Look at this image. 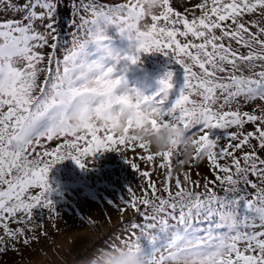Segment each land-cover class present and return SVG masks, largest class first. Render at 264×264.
Returning <instances> with one entry per match:
<instances>
[{"label": "snow or ice", "instance_id": "obj_1", "mask_svg": "<svg viewBox=\"0 0 264 264\" xmlns=\"http://www.w3.org/2000/svg\"><path fill=\"white\" fill-rule=\"evenodd\" d=\"M82 7L87 17L81 15L74 25L70 46L61 43L56 27L59 0H29L23 8L9 3L26 14L19 21L0 22V252L9 241L27 246L36 239L10 222H33L28 232L34 233L35 227L43 228L35 210L47 212L53 222L59 215L49 184L57 164L71 160L84 170L85 159L98 153L139 149L143 155L124 161L147 187L139 196L129 188L118 210L133 209L143 223H133L132 235L119 247L134 249L145 264H264V158L259 156L264 150V0H201L191 13L176 10L172 0ZM109 29L127 44L115 60L97 51L112 47ZM44 48L50 49L47 57L38 51ZM153 53L183 70V84L170 103L171 71L152 95L127 86V66ZM45 60L47 67H42ZM85 61L102 65L101 71L81 73ZM41 73L45 78L38 85ZM257 100L262 102L258 114L241 110ZM77 105L83 106L85 118L72 127L68 117ZM125 112L128 118L122 121ZM247 124L254 130L245 133ZM146 126L154 132L182 129L195 145L189 167L206 159L214 180L206 179L201 192L190 173H183V183L174 177L173 168L183 167L178 149L153 153L131 135ZM211 130H220L227 143L210 139ZM52 141L56 146L48 147ZM245 147L250 150L244 152ZM135 159L149 170H141ZM156 168L167 170L161 188L151 179ZM216 184L223 195L215 191ZM249 187L255 190L251 199L245 194ZM226 212L239 217L231 231L219 222ZM201 219L209 222L207 229L195 226Z\"/></svg>", "mask_w": 264, "mask_h": 264}, {"label": "rangeland", "instance_id": "obj_2", "mask_svg": "<svg viewBox=\"0 0 264 264\" xmlns=\"http://www.w3.org/2000/svg\"><path fill=\"white\" fill-rule=\"evenodd\" d=\"M17 1L20 3L14 0H4L3 3H0V22L22 20L26 13L24 11H14L13 8H9V3H12L11 5L14 8H23L29 0ZM65 1L68 5L62 8L59 0L56 27L61 43H65L68 46H70L72 39L71 34L76 30L74 25L80 23L79 17L81 15L87 17V13L84 12L82 5L95 3L111 6L126 2V0ZM200 2L201 0H172V6L181 13H184L185 9L190 10L191 13L194 6ZM73 4L77 5L76 9H73ZM36 11L39 12L41 9L37 8ZM190 13L189 18H191ZM195 14L199 15V11L196 10ZM253 18L256 17H245L246 20ZM146 22L150 23V20ZM24 23H27V21H24ZM40 30L43 31L42 28ZM108 35L112 38L113 48L121 51L126 49V42L121 40L113 29L108 30ZM233 47H237L235 42H233ZM38 51H42L45 57H47L50 49L44 48ZM241 51L245 52L246 50L241 49ZM57 55L59 56L60 53H57ZM42 67H47V60L44 61ZM167 71L173 73V89L169 94L170 103L175 99L183 84V70L179 65L172 63L166 56L159 53L142 54L141 63L128 65L124 77L129 88L134 87L147 96L158 91V81ZM248 74L245 72V75ZM44 78L45 74L41 73L37 84L39 85L43 82ZM119 92L120 89L117 90V94ZM261 104L262 102L257 100L242 106L241 110L248 111L249 113L255 111L258 114ZM235 107L236 105L234 104L233 108L235 109ZM253 130L254 125L247 124L243 131L246 133ZM229 131H236V129L232 128ZM209 136L210 139H222L220 130H211ZM56 143V141H52L48 147H55ZM226 143L227 141L223 139L220 141L222 146ZM252 143L255 144L256 142L252 141ZM249 150L247 147L243 149L244 152ZM143 154L139 149L136 152L106 151L98 153L91 158L85 159L84 162L87 168L84 170L78 168L71 160L57 164L49 173V184L53 189L51 199L59 215L53 222L48 219L47 212H44V210H35V219L37 222L43 223V228L35 227L34 233L28 232V227L33 226V222H29L28 226L10 222V227L13 229L18 226L24 227L25 234L30 238L34 235L36 239H31L27 246L23 244L22 240L15 243L9 241L4 246L5 251L0 252V264H90L100 250L108 249V246L111 248L108 243L115 244L118 247L122 246L121 242L128 239L133 233L131 225L133 223L142 224L143 220L131 208H127V211L121 213L118 210L121 206V200L129 198V188L132 187L139 196L143 194L142 188L147 187L143 178L138 173L133 172L124 159L133 160L137 155ZM235 155L240 157L242 152L236 151ZM259 156L264 158V150L259 151ZM179 159L182 160L183 157L180 156ZM134 162L139 164L141 170H149L138 159H135ZM156 163H159V158H157ZM220 163L224 164L225 161L222 160ZM166 171V169L160 170L156 168L152 172L151 179L156 181L158 188L162 187ZM185 172L190 173V178L193 182H199L200 188L196 189L197 191L202 192L204 190L203 186L206 179L208 181L214 180L213 171L208 166L206 159L196 163L191 168L189 167V163L184 164L183 167L177 165L173 168V176H179L182 183L183 173ZM220 174L223 175V173ZM249 179L255 180L251 176ZM171 183L172 191L175 192V181L173 180ZM209 186L212 187L213 185L209 184ZM260 186L264 187V185ZM215 191L219 195L224 194L221 186L218 184L215 185ZM254 191V189L249 187L246 189L245 194L251 199ZM158 194L165 195L162 192ZM141 211H144L143 207H141ZM126 212L128 213L126 214ZM43 217L44 219L42 220ZM169 223L173 222L169 221ZM195 226L207 229L210 225L208 221L201 219ZM41 232L46 233V235H41ZM121 232H123V235ZM139 234L137 230L135 235L138 236ZM2 235L3 231L0 229V236ZM200 235H204V233L201 232ZM5 239L7 240V238Z\"/></svg>", "mask_w": 264, "mask_h": 264}, {"label": "clouds", "instance_id": "obj_3", "mask_svg": "<svg viewBox=\"0 0 264 264\" xmlns=\"http://www.w3.org/2000/svg\"><path fill=\"white\" fill-rule=\"evenodd\" d=\"M100 56L115 60L122 54L121 50L112 47H99L97 49ZM102 65L94 61H85L79 71L85 74L98 73L101 71ZM85 118L84 108L81 105L74 106L69 113V123L72 127H78ZM128 118L127 112L121 116V120ZM136 137L137 143H144L153 153H164L168 151L179 150L183 165L190 162L195 153V145L191 138H186L184 131L180 128L166 127L161 128L158 132H154L151 126L135 130L131 133ZM236 214L226 212L219 217V222L224 226L226 231H231L237 223ZM90 264H145V260L138 256L134 249L127 247H118L116 250L112 248L100 250Z\"/></svg>", "mask_w": 264, "mask_h": 264}, {"label": "trees", "instance_id": "obj_4", "mask_svg": "<svg viewBox=\"0 0 264 264\" xmlns=\"http://www.w3.org/2000/svg\"><path fill=\"white\" fill-rule=\"evenodd\" d=\"M15 2H19V1H17V0H14ZM66 1L65 0H60V6H62V8H64L65 7V5L67 6L68 5V3H65ZM20 3V2H19ZM71 3V2H70ZM12 4V3H11ZM6 7V6H5ZM64 12V11H63Z\"/></svg>", "mask_w": 264, "mask_h": 264}, {"label": "bare ground", "instance_id": "obj_5", "mask_svg": "<svg viewBox=\"0 0 264 264\" xmlns=\"http://www.w3.org/2000/svg\"><path fill=\"white\" fill-rule=\"evenodd\" d=\"M154 93V92H153ZM125 211H127V210H125ZM128 212H126V214H127ZM128 216H129V214H128ZM132 217V216H131ZM131 221V220H130ZM129 229V228H128ZM126 230V229H125ZM125 232V231H124ZM123 232H121V234H122ZM123 235V234H122ZM129 235V234H128ZM125 237V236H124ZM110 242V241H109ZM114 243V242H113ZM108 244H110V245H112L111 243H108ZM108 246V245H107ZM108 248H109V246H108ZM23 261V260H22ZM27 261V260H26Z\"/></svg>", "mask_w": 264, "mask_h": 264}]
</instances>
